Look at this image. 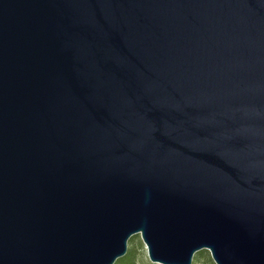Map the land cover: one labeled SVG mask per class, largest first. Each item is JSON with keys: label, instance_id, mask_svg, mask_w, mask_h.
<instances>
[{"label": "water", "instance_id": "obj_1", "mask_svg": "<svg viewBox=\"0 0 264 264\" xmlns=\"http://www.w3.org/2000/svg\"><path fill=\"white\" fill-rule=\"evenodd\" d=\"M264 264V0H0V264Z\"/></svg>", "mask_w": 264, "mask_h": 264}, {"label": "rangeland", "instance_id": "obj_2", "mask_svg": "<svg viewBox=\"0 0 264 264\" xmlns=\"http://www.w3.org/2000/svg\"><path fill=\"white\" fill-rule=\"evenodd\" d=\"M129 247H132L135 250V255H136L134 258L135 264H159L156 262H152L149 259L148 255H147V250H146L145 244L142 241L139 233H135L129 237V239L127 241V249ZM202 250H205V254L209 256V253L206 249H200L198 251L201 254L202 258H204L203 254H202L203 253Z\"/></svg>", "mask_w": 264, "mask_h": 264}, {"label": "trees", "instance_id": "obj_3", "mask_svg": "<svg viewBox=\"0 0 264 264\" xmlns=\"http://www.w3.org/2000/svg\"><path fill=\"white\" fill-rule=\"evenodd\" d=\"M204 258L201 257L199 251L194 252L192 255L190 264H213L210 257L205 254V250H202ZM135 250L132 247H129L125 254L117 258L113 264H135Z\"/></svg>", "mask_w": 264, "mask_h": 264}]
</instances>
